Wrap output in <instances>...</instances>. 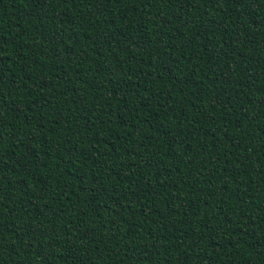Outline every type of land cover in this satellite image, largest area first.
<instances>
[{
  "label": "trees",
  "instance_id": "16d2710c",
  "mask_svg": "<svg viewBox=\"0 0 264 264\" xmlns=\"http://www.w3.org/2000/svg\"><path fill=\"white\" fill-rule=\"evenodd\" d=\"M0 264H264V0H0Z\"/></svg>",
  "mask_w": 264,
  "mask_h": 264
}]
</instances>
